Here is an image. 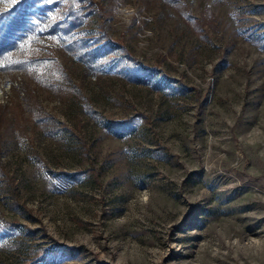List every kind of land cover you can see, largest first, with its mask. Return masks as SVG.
I'll list each match as a JSON object with an SVG mask.
<instances>
[{"label": "rangeland", "instance_id": "obj_1", "mask_svg": "<svg viewBox=\"0 0 264 264\" xmlns=\"http://www.w3.org/2000/svg\"><path fill=\"white\" fill-rule=\"evenodd\" d=\"M93 1L98 69L0 61V264H264V0Z\"/></svg>", "mask_w": 264, "mask_h": 264}, {"label": "trees", "instance_id": "obj_2", "mask_svg": "<svg viewBox=\"0 0 264 264\" xmlns=\"http://www.w3.org/2000/svg\"><path fill=\"white\" fill-rule=\"evenodd\" d=\"M165 2L174 4L175 0H165ZM60 9H62L61 12H59ZM101 13V7L93 0H16L8 9L0 12V61L6 69H20L24 72L43 63H49L52 68L51 74L44 76L41 80L55 81L57 85L62 84L66 77L56 61L32 59L27 53L29 46H36L40 43L42 36H47L54 38L63 52L75 57L87 68L96 70L98 58L111 51L112 43L107 41L98 47L89 48L87 39L75 37L77 30L88 23L93 14L101 18ZM102 36L98 38L99 41L102 40ZM134 63L133 66L139 73L142 70L143 74L152 71L150 68H137L138 63ZM139 79L135 78L134 81ZM114 129L130 130V119L115 123ZM0 176H5L1 163ZM20 230L19 224L0 217V246L12 243V236L21 232ZM28 233L33 234L32 231Z\"/></svg>", "mask_w": 264, "mask_h": 264}, {"label": "clouds", "instance_id": "obj_3", "mask_svg": "<svg viewBox=\"0 0 264 264\" xmlns=\"http://www.w3.org/2000/svg\"><path fill=\"white\" fill-rule=\"evenodd\" d=\"M117 11L120 12L121 10L118 9ZM123 13L127 16H130L132 14V12L128 9H123Z\"/></svg>", "mask_w": 264, "mask_h": 264}, {"label": "built area", "instance_id": "obj_4", "mask_svg": "<svg viewBox=\"0 0 264 264\" xmlns=\"http://www.w3.org/2000/svg\"><path fill=\"white\" fill-rule=\"evenodd\" d=\"M130 11L132 12V14H134L132 10H130ZM120 12L123 13V9H121ZM148 18H149V19H152V17H148Z\"/></svg>", "mask_w": 264, "mask_h": 264}]
</instances>
